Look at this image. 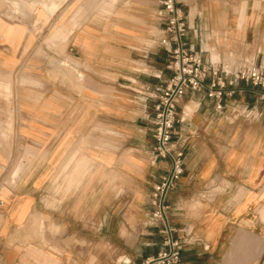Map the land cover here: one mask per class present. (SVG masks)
<instances>
[{
	"label": "crops",
	"instance_id": "0c3cea01",
	"mask_svg": "<svg viewBox=\"0 0 264 264\" xmlns=\"http://www.w3.org/2000/svg\"><path fill=\"white\" fill-rule=\"evenodd\" d=\"M176 2L207 68L171 139L183 153L165 200L186 241L178 264H264V89L226 85L220 108L206 95L221 67L264 65V0ZM158 9L0 0V264H139L160 249L151 194L169 161L151 120L171 71ZM51 27L59 69L36 49Z\"/></svg>",
	"mask_w": 264,
	"mask_h": 264
},
{
	"label": "built area",
	"instance_id": "2783aa9c",
	"mask_svg": "<svg viewBox=\"0 0 264 264\" xmlns=\"http://www.w3.org/2000/svg\"><path fill=\"white\" fill-rule=\"evenodd\" d=\"M158 14L162 18L164 42L167 44L171 75L154 104L152 136L155 156L167 158L169 168L161 177L151 194V203L155 209L152 216L161 223L162 242L155 255L144 258L139 264H178L180 251L185 239L177 234V229L168 221L167 193L175 186L183 172V153L172 145V134L177 119L179 101L187 94L199 92L205 88L207 68L201 55L189 46L185 40L188 29L185 14L176 0H158ZM222 75L211 80L206 86V95L216 100V107H221V98L231 94L236 81H244L264 89V65L244 63L235 70L228 71L221 67ZM228 77V79H227ZM264 99V91L261 93ZM2 200L0 199V206Z\"/></svg>",
	"mask_w": 264,
	"mask_h": 264
},
{
	"label": "rangeland",
	"instance_id": "374dc122",
	"mask_svg": "<svg viewBox=\"0 0 264 264\" xmlns=\"http://www.w3.org/2000/svg\"><path fill=\"white\" fill-rule=\"evenodd\" d=\"M7 13H9L8 11H1L0 10V14L7 16L9 18V16L7 15ZM53 31H54V27H51L49 30L46 31H41L40 32V42L37 43L36 49H38V51L40 52V56H42L45 52L47 54H49L50 56H52L51 61H50V65L53 68L59 69L60 65H59V58H53L55 56H58V47L55 43H49L48 40L50 39V37L53 35ZM42 58L37 59L36 63L38 62V65L41 66L42 65ZM63 63V60H62ZM64 67V65H63Z\"/></svg>",
	"mask_w": 264,
	"mask_h": 264
},
{
	"label": "bare ground",
	"instance_id": "6f19581e",
	"mask_svg": "<svg viewBox=\"0 0 264 264\" xmlns=\"http://www.w3.org/2000/svg\"><path fill=\"white\" fill-rule=\"evenodd\" d=\"M21 12V11H20Z\"/></svg>",
	"mask_w": 264,
	"mask_h": 264
}]
</instances>
